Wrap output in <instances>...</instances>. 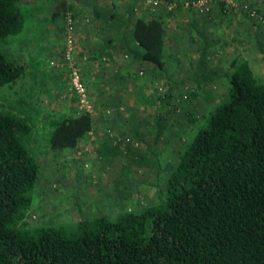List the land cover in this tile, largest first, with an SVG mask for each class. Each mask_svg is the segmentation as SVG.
I'll use <instances>...</instances> for the list:
<instances>
[{
	"label": "trees",
	"instance_id": "trees-1",
	"mask_svg": "<svg viewBox=\"0 0 264 264\" xmlns=\"http://www.w3.org/2000/svg\"><path fill=\"white\" fill-rule=\"evenodd\" d=\"M23 4L0 0V90L25 74L4 50L25 29ZM132 38L134 55L162 70L163 22L135 17ZM231 66L229 99L179 156L166 195L114 219L28 226L40 173L35 116L0 109V264H264V81L246 60ZM51 125L47 147L60 150L76 148L93 123L76 113Z\"/></svg>",
	"mask_w": 264,
	"mask_h": 264
},
{
	"label": "crops",
	"instance_id": "crops-1",
	"mask_svg": "<svg viewBox=\"0 0 264 264\" xmlns=\"http://www.w3.org/2000/svg\"><path fill=\"white\" fill-rule=\"evenodd\" d=\"M242 1L256 7L264 16V0H232L233 4ZM226 2L227 9L218 10L214 7L209 16H201L194 11L185 13L174 10L167 13L165 10L160 12L159 8L152 11L149 7L140 5L137 0H28L27 6H23L24 10L32 9L38 18L50 19L53 15H60L66 5L75 11L78 45L75 60L82 69V77L94 105V112L91 114L92 133L86 134L76 148L50 151L69 159L66 161L69 164L67 176L61 180H65L66 188L71 187L72 191L81 196L80 200L87 205L85 213H91V208H88L90 203L84 201L86 198L91 197L93 201H97V197L101 199L104 193L108 201V197L112 198L109 194L111 188L118 190L115 184L120 181L124 182L122 199L128 201V206L124 209L119 204L108 203L109 211H114V218L119 211H139L158 203L155 179L161 181L162 178L157 175V168L151 170L144 167L143 170L139 166H133L132 160L138 157L135 148L141 146L142 141L146 143L149 153L139 156V160L152 158L153 155H150L154 153L151 145L158 138L150 133L154 127L158 128L161 121L158 120V109L149 108V103L152 102L153 95L157 97V83L160 82L166 88L169 84L170 90L166 89V99L168 91L172 92V96L187 92L190 98L202 101L203 104V100L211 94L210 90H217L216 87H211V83L219 79L221 74L230 76L232 62L237 59L246 60L255 75L264 81V25L230 5L228 0ZM46 3L49 6L44 8ZM117 4L121 8L117 9ZM135 17L157 18L163 22L165 44L162 70L143 63L134 55L139 51L132 38V22ZM48 27L49 24L46 27L49 33ZM47 36L48 42L41 51L52 53L57 65L52 66L49 62L46 67L43 63L42 66L32 63L29 64V69L25 67L23 76H30L31 88L41 89L38 91L41 95L38 92L36 94L39 95V99H36L37 106L46 107L50 112L59 109L60 117L75 115V94L69 87L66 69L59 64L64 40L58 45L57 40L49 39V34ZM17 50L18 47L13 50L10 48L7 54L16 62L18 59L14 54ZM41 81L44 85L42 88L35 86L36 82ZM34 100L32 99L35 104ZM58 100L62 104H58ZM61 107L63 110H60ZM162 116L170 115L166 112ZM185 116L178 118L173 126L186 124L183 121L189 118ZM121 131L128 132L135 145L124 146L118 142V136L127 135ZM91 134L93 139L90 138ZM117 146L122 149L119 151L120 157L117 155ZM88 147L89 151L97 148L99 159H103L100 163L89 162L86 151L81 155L80 161H77L80 165H75V161L70 162L71 156L67 158L68 155ZM115 160L120 164L116 165ZM135 161L138 162L137 159ZM84 163H87V167L83 166ZM153 163L155 162L150 164ZM172 169L170 166L169 171ZM135 173L137 177L132 179ZM105 178L104 183L93 185L96 180ZM130 182H133L134 190ZM98 187L100 190L96 192ZM113 195L118 197L117 194ZM112 205L120 207L115 208Z\"/></svg>",
	"mask_w": 264,
	"mask_h": 264
},
{
	"label": "rangeland",
	"instance_id": "rangeland-1",
	"mask_svg": "<svg viewBox=\"0 0 264 264\" xmlns=\"http://www.w3.org/2000/svg\"><path fill=\"white\" fill-rule=\"evenodd\" d=\"M28 0H23L24 4L23 6H27ZM162 2H167V0H161ZM177 1L178 5L175 8L174 12H188L190 13L192 10H187L186 8H183L181 6V2L183 0H172ZM212 1V9L215 7V9L219 8H226L228 5L226 0H211ZM137 2L141 3L140 5H144L141 0H137ZM239 3V2H238ZM237 3V4H238ZM224 4V5H222ZM44 8H47L49 6V3H46L44 5ZM116 8L118 7V4L116 5ZM55 9V7H54ZM71 9L69 6H65L62 10V13L60 15H53L49 19V17H36L35 13L32 9H25V18H26V26L24 31L21 33L20 36L16 37L11 44L6 45L4 47V50L7 51V54H9V49L11 50L18 47L19 50L14 54V56L17 57L18 62H21L25 67L29 69V64L32 65V63H36L38 65L42 66V63L47 67L48 63L51 60H54L52 57V53H45L42 52V48L44 45L47 44L48 40V34L49 39H55L58 41V45L61 44L63 41V21H64V10ZM145 10V8H143ZM160 12L162 10H165L163 6L159 7ZM72 10V9H71ZM143 10V11H144ZM75 12L74 10H72ZM122 11V9H121ZM212 11V10H211ZM61 12V10H60ZM195 12V11H194ZM170 13V12H167ZM197 13V12H195ZM46 14V13H45ZM201 16H209L211 13L202 14L197 13ZM47 15V14H46ZM50 22V23H49ZM47 24H49L48 31L47 32ZM44 28L46 30H44ZM33 42V43H32ZM55 53V52H54ZM81 69V67H80ZM82 70V69H81ZM229 75L221 74L219 79L211 83V87H216L217 90L211 89V94L202 101H197L196 99H192L188 96L187 92L182 93H176L174 96H172V92H169L170 86L169 84L165 87V89H168L167 99H162L161 102L156 103L155 95H153V100L150 104L151 109H158V120L161 121V125L158 124V128L154 127L152 129V133L157 136L158 140L154 143L152 146V149L154 150V153L151 154L152 158H146L144 161L139 160V156L146 154L148 155V150L146 149V143L142 141L141 146H138V157L137 161H140V163H133V166L140 167L144 170L146 168H151V170H154V167L158 170V176L162 178L161 181H158L155 179L156 182V191L158 193V202L166 195V181L169 176V168L174 167L177 164L178 156L182 154L185 149L187 148L188 144L191 142L195 134L204 127L207 124V121L209 119V115L211 112L214 111V109L222 104L223 102L227 101L229 99ZM23 85V88L20 85ZM158 86H160V82L157 83ZM32 86L31 78L28 74L23 76L22 79H20L13 87L11 88H3L0 90V109H6V110H13L15 112H18L17 110L20 109V113L24 115H32L34 118V121H32V126L35 131V134L38 135V140L35 142H31L30 146L33 148L34 151H36L37 160L40 164V173L38 176V179L35 184V188L32 192V202L28 209L27 214V222L28 226H34V225H43V224H51V225H72L73 223L81 220V219H88V218H95L97 216H107L109 218H114L112 210L109 211V204H119L121 207H124V209L128 206V201L122 199L123 196V190L122 185L123 181H118L119 183H116V188L118 187V190H115L114 188H111L112 191L109 193L112 195V198L107 201L104 193L102 194V198L99 199V196L97 197V201H93L91 197L86 198L84 200L87 203H90V206L88 208H91V213H85V209L87 208V205L83 201H81V196L77 194V192L72 191L71 187L66 188L64 182L66 178V170L69 164L66 163V161H69V159H65L64 155H58L55 151H50L47 147V141L49 137V133L52 130L51 122L54 119L60 118V111L59 109L54 110V112H50L49 109L46 107H42L41 105L37 106L36 99H39V95H41L38 91H41V89L37 88H30ZM35 86L38 88H42L44 85L41 82H36ZM154 90L156 89V84H154ZM61 90V89H60ZM185 91V90H184ZM38 92L39 95H36ZM28 94V95H27ZM31 95V96H29ZM35 95V96H34ZM184 95H187L185 98ZM74 96V95H73ZM63 97V95H62ZM18 98H21V100H18ZM32 99H35V104L33 103ZM198 102H200L198 104ZM61 103V100H58V104ZM156 104V105H155ZM37 106V107H36ZM155 106V107H154ZM42 108V109H41ZM60 110H63V107H61ZM49 111V112H48ZM168 113L170 116L165 117L162 116L163 113ZM78 113L77 110L75 111V114ZM187 116L189 120L183 121L186 124L184 125H174V123H177L176 121L180 117ZM185 116V117H186ZM176 117V118H175ZM162 119V120H161ZM123 132V134H128V132ZM121 135V134H120ZM111 137V136H110ZM118 144V143H116ZM118 147V146H117ZM85 149V148H84ZM85 153H87V159L89 162L98 161L96 163H100L103 159L98 158V150L97 148H93V150L89 147L87 148ZM119 149V147H118ZM44 150V151H43ZM122 149H119L117 151V155H121ZM150 150V149H149ZM143 152V153H142ZM153 152V151H152ZM97 153V154H96ZM83 155V154H82ZM116 155V156H117ZM70 157V162L75 161V165L78 164L77 161H80L82 158L81 155L78 156L77 153H73L68 155L67 158ZM117 156V159H119ZM78 157V158H77ZM120 157V156H119ZM107 158V157H106ZM126 158V157H125ZM63 159V162H62ZM99 159V160H98ZM87 161V160H86ZM152 161L153 165L149 164ZM172 161V162H171ZM67 165H66V164ZM116 165L120 164L116 160L114 162ZM134 168V167H133ZM135 169V168H134ZM68 172V170H67ZM143 172V171H142ZM140 174V173H139ZM160 174V175H159ZM137 177V173H135L134 178ZM105 179L102 180H96L93 185H99L100 182H105ZM116 182V180H114ZM148 182V181H147ZM129 184H132L133 190L134 185L133 182H130ZM112 185V184H110ZM95 188V187H93ZM98 192L100 190V187L97 188ZM70 190V191H69ZM113 194H117L118 197H114ZM109 195V196H110ZM102 204L103 208H102ZM115 208H119L118 205H112ZM83 207V208H82ZM117 211V209L115 210ZM125 211V210H124ZM121 212V211H119Z\"/></svg>",
	"mask_w": 264,
	"mask_h": 264
},
{
	"label": "built area",
	"instance_id": "built-area-1",
	"mask_svg": "<svg viewBox=\"0 0 264 264\" xmlns=\"http://www.w3.org/2000/svg\"><path fill=\"white\" fill-rule=\"evenodd\" d=\"M142 3L149 7L150 10L155 11L160 6L165 8L166 12H172L177 7V1H167L162 2L161 0H141ZM230 5H234L238 10L245 12L249 17L261 22L264 25V16H262L256 7L251 5L246 1L241 3L233 4L232 0H228ZM181 6L187 10H192L197 13L207 14L211 7V0H183ZM63 40L64 44L60 53L61 67L66 69V74L68 77L69 87L71 91L75 94L76 98V108L78 114L80 113H89L90 115L94 112V105L89 97L87 86L83 80L82 72L78 62L75 60L77 54V42H76V17L74 12L71 9H67L64 12V22H63ZM50 65H57V62L50 61ZM166 89L160 85L157 88V97L156 103L161 102L162 99H166ZM186 98L187 96L184 95ZM92 133V132H88ZM87 133V134H88ZM93 135H90V138L93 139ZM118 142H121L122 145H135V142L132 141V138L129 135H124L122 137L118 136L116 139ZM87 149L78 150L77 155L80 156ZM83 166L87 167V163H84Z\"/></svg>",
	"mask_w": 264,
	"mask_h": 264
}]
</instances>
